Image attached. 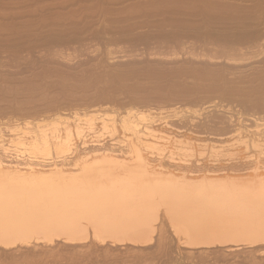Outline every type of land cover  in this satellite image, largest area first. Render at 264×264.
Wrapping results in <instances>:
<instances>
[{
  "label": "rangeland",
  "instance_id": "obj_1",
  "mask_svg": "<svg viewBox=\"0 0 264 264\" xmlns=\"http://www.w3.org/2000/svg\"><path fill=\"white\" fill-rule=\"evenodd\" d=\"M0 26V217L99 216L123 228L115 237L154 218L142 243L60 235L51 249H3L0 264H28L29 250L42 253L29 264L249 259L230 240L250 217L198 202L166 213L147 189L191 182L232 202L264 199V0H0ZM41 130L46 143L34 140Z\"/></svg>",
  "mask_w": 264,
  "mask_h": 264
},
{
  "label": "bare ground",
  "instance_id": "obj_2",
  "mask_svg": "<svg viewBox=\"0 0 264 264\" xmlns=\"http://www.w3.org/2000/svg\"><path fill=\"white\" fill-rule=\"evenodd\" d=\"M88 1V0H87ZM211 1V0H210ZM233 1V0H232ZM235 1V0H234ZM252 1V0H251ZM72 2V1H71ZM97 2V1H96ZM155 2V1H154ZM75 3V2H74ZM150 4V2H148ZM183 3V1H182ZM181 3V4H182ZM194 3V2H193ZM205 3V2H204ZM223 3V2H222ZM175 4V3H174ZM179 4V3H178ZM192 4V3H190ZM200 4V3H199ZM213 4V3H212ZM243 4V3H241ZM255 4V3H254ZM253 4V5H254ZM60 5V4H59ZM172 5V4H171ZM183 5V4H182ZM194 5V4H193ZM192 5V6H193ZM202 5V4H201ZM230 5V4H229ZM247 5V4H246ZM89 6V5H87ZM92 6V5H91ZM157 6V5H156ZM208 6V5H207ZM216 6V4H215ZM222 6V4H221ZM219 6V7H221ZM250 6V5H249ZM90 7V6H89ZM97 7V6H96ZM141 7V6H140ZM213 7V6H212ZM218 7V6H217ZM229 7V6H228ZM240 7V6H239ZM256 7V6H255ZM56 8V7H55ZM85 8V7H84ZM102 8V7H101ZM184 8V7H183ZM227 8V7H226ZM233 9V7H231ZM77 9V8H76ZM97 9V8H96ZM100 9V8H99ZM201 9V7H200ZM216 9V8H215ZM79 10V9H78ZM213 10V9H212ZM224 10V9H222ZM50 11V10H49ZM55 11V10H54ZM203 11V10H202ZM211 11V10H210ZM233 11V10H232ZM255 11V10H254ZM253 11V12H254ZM57 12V11H56ZM106 12V11H105ZM220 12V11H219ZM96 13V12H95ZM102 13V12H100ZM231 13V12H230ZM50 14V13H49ZM208 14V13H207ZM222 14V13H221ZM42 15V14H41ZM55 15V14H54ZM59 15V14H58ZM95 15V14H94ZM103 15V14H102ZM238 15V14H237ZM84 17V16H83ZM87 17V16H86ZM236 17V16H235ZM77 18V17H76ZM57 19V18H56ZM55 19V20H56ZM229 19V18H228ZM41 20V19H40ZM95 20V19H94ZM204 20V19H203ZM209 20V19H208ZM221 20V19H220ZM244 20V19H243ZM241 20V22L243 21ZM54 21V20H53ZM61 21V20H60ZM77 21V20H76ZM107 21V20H106ZM210 21V20H209ZM239 21V20H238ZM79 22V21H78ZM86 22V21H85ZM176 22V21H175ZM181 22V20H180ZM198 22V21H197ZM218 22V20H217ZM224 22V21H223ZM230 22V21H229ZM245 22V21H244ZM255 22V21H254ZM34 23V22H33ZM178 23V22H177ZM183 23V22H182ZM196 23V22H195ZM235 23V22H234ZM243 23V22H242ZM173 24V23H172ZM188 24V23H186ZM199 24V23H198ZM223 24V23H222ZM221 24V25H222ZM226 24V23H225ZM229 24V23H228ZM240 24V23H239ZM257 24V23H256ZM261 24V23H260ZM100 25V24H99ZM174 25V24H173ZM204 25V24H203ZM220 25V26H221ZM231 25V24H230ZM249 25V24H248ZM22 26V25H21ZM28 26V25H27ZM187 26V25H186ZM206 26V25H205ZM242 26V25H241ZM15 27V26H14ZM179 27V26H178ZM183 27V26H182ZM209 27V26H208ZM232 27V26H231ZM252 27V26H251ZM263 27V26H262ZM1 28V26H0ZM19 28V27H18ZM17 28V29H18ZM69 28V27H68ZM170 28V27H169ZM198 28V27H197ZM207 28V27H206ZM234 28V27H233ZM241 28V27H240ZM264 28V27H263ZM21 29V28H20ZM151 29V28H150ZM193 29V28H192ZM196 29V28H195ZM68 30V29H67ZM187 30V29H186ZM191 30V29H190ZM199 30V29H198ZM204 30V29H203ZM202 30V32H203ZM208 30V29H207ZM230 30V29H229ZM243 30V29H242ZM171 31V29H170ZM216 31V30H215ZM250 31V29L248 30ZM103 32V31H102ZM168 32V31H167ZM217 32V31H216ZM227 32V30H226ZM225 32V34H226ZM229 32V31H228ZM162 33V32H161ZM219 33V32H218ZM221 33V32H220ZM235 33V32H234ZM171 34V32H170ZM185 34H188V33H185ZM254 34V33H253ZM257 34V33H256ZM129 35V34H128ZM127 35V36H128ZM142 35V34H141ZM163 35V34H162ZM182 34H180L181 36ZM204 35V34H203ZM231 35V34H230ZM243 35V34H242ZM264 35V34H263ZM169 36H172V35H169ZM179 36V37H180ZM192 36V35H191ZM217 36V35H216ZM249 36L250 33H249ZM93 37V36H91ZM143 37V36H142ZM152 37V36H151ZM164 37V36H163ZM168 38V36H166ZM188 37V36H187ZM198 37V36H197ZM221 37V36H220ZM59 38V37H58ZM253 38V37H252ZM198 39V38H197ZM203 39V38H202ZM249 39V38H248ZM247 39V40H248ZM262 39V38H261ZM72 40V39H71ZM169 40V39H168ZM253 40V39H251ZM250 40V42H251ZM263 40V39H262ZM154 41V40H153ZM188 41V40H187ZM186 41V42H187ZM184 42V41H183ZM192 42V41H191ZM191 42L189 43V45L191 44ZM210 42V41H209ZM246 42V41H245ZM258 42V40H257ZM169 43H174V45L176 43H181V41L179 42V40H173ZM197 43V42H196ZM203 43V42H202ZM206 43V42H205ZM215 43V42H214ZM248 43V42H246ZM252 43V42H251ZM254 43V41H253ZM256 43V42H255ZM42 44V43H41ZM156 44V43H155ZM182 44V43H181ZM193 44V42H192ZM208 44V43H207ZM216 44H218L216 42ZM160 45V44H159ZM198 45V44H197ZM201 45V44H200ZM209 45V44H208ZM211 45V44H210ZM228 45V44H227ZM226 45V46H227ZM230 45V44H229ZM228 45V46H229ZM180 46V45H179ZM204 46V45H202ZM215 46V45H214ZM224 46V45H223ZM231 46V45H230ZM47 47V46H46ZM75 47V46H74ZM79 47V46H78ZM188 47V46H186ZM196 47V45H195ZM206 47V46H205ZM210 47V46H209ZM218 47V45H217ZM222 47V46H221ZM220 47V48H221ZM244 47V46H243ZM261 47V45H260ZM76 48V47H75ZM181 48V47H180ZM179 48V49H180ZM198 48V47H197ZM208 48V47H207ZM216 48V47H214ZM231 48V47H229ZM187 49V48H186ZM210 50V48H208ZM218 49V48H217ZM234 49V48H233ZM202 50V49H201ZM216 50V49H213V51ZM219 50V49H218ZM229 50V49H227ZM244 50H247V49H244ZM255 50V49H254ZM262 50V49H260ZM193 51H195L193 49ZM232 51V50H231ZM263 51V50H262ZM45 52V51H44ZM199 52V51H197ZM203 52V51H202ZM155 53V52H154ZM191 53V52H190ZM189 53V54H190ZM205 53V52H204ZM231 53V52H230ZM241 53V52H240ZM260 53V52H259ZM50 54V53H49ZM54 54V53H53ZM236 54V53H235ZM153 55V54H152ZM193 55V54H192ZM227 55V54H226ZM261 55V54H260ZM184 56V55H183ZM195 56V55H194ZM205 56V55H204ZM202 56V57H204ZM213 56V54H212ZM215 56V55H214ZM245 56V55H243ZM253 56V55H252ZM258 56V55H257ZM207 57L209 58V56L207 55ZM224 57V56H223ZM249 57V56H248ZM211 58V57H210ZM217 58V57H216ZM222 58V56H221ZM230 58V57H229ZM256 58V57H255ZM198 59V58H197ZM214 59V58H213ZM232 59V58H231ZM240 59V58H239ZM242 59V58H241ZM233 60V59H232ZM238 60V59H237ZM234 61V60H233ZM240 61V60H238ZM186 64V63H185ZM255 67V66H254ZM257 71V70H256ZM51 72V71H50ZM197 72V71H196ZM199 74V73H198ZM244 75V74H243ZM136 76V75H135ZM227 76V75H226ZM232 76V75H231ZM234 76V75H233ZM211 77V76H210ZM190 79V78H189ZM231 84V83H230ZM217 88V87H216ZM232 102V101H231ZM184 106V105H183ZM174 108V107H173ZM97 109V107H96ZM100 109V108H99ZM148 109V108H147ZM178 109V108H177ZM226 109V108H225ZM181 110V109H180ZM127 111V110H126ZM179 111V110H178ZM119 112V111H118ZM97 113V112H96ZM220 113V112H219ZM105 114V113H104ZM132 114V113H131ZM146 114V113H145ZM111 115V114H110ZM139 115V114H138ZM144 114L142 113V116ZM149 115V114H148ZM109 116V115H108ZM107 116V117H108ZM232 115L229 113L227 115V117L232 118L231 117ZM79 117V116H78ZM93 117V116H92ZM112 117V116H111ZM125 117V116H124ZM131 117V115H130ZM141 117V116H140ZM212 117V116H211ZM133 117H131L132 119ZM142 118V117H141ZM140 118V119H141ZM145 118V116H144ZM256 118V117H255ZM25 119V118H24ZM77 119V118H76ZM75 119V120H76ZM139 119V120H140ZM143 119V118H142ZM146 119V118H145ZM80 121V119H77ZM128 119L125 120V122L127 121ZM192 120V119H191ZM79 121H76V122H79ZM124 121V120H123ZM136 120L132 119L131 121H128V123H133L135 124ZM245 121V120H243ZM256 122V121H255ZM1 123V122H0ZM81 123V122H79ZM79 123H77L75 126L77 128H79ZM108 123V122H107ZM113 123V122H112ZM238 123H239V120H238ZM261 123V122H259ZM54 124V123H53ZM82 124V123H81ZM80 124V125H81ZM139 124V123H138ZM137 124V125H138ZM243 125V124H242ZM6 127V126H5ZM136 127V126H135ZM140 128V127H139ZM144 128V126H143ZM240 126L236 129V130H240L239 129ZM263 128V127H262ZM38 129V128H37ZM45 129V128H43ZM136 129V128H135ZM134 129V132H137L135 131ZM244 129V128H243ZM252 129V128H251ZM258 129V128H257ZM256 129V130H257ZM128 130V129H127ZM130 130V129H129ZM133 130V129H132ZM146 130V129H145ZM144 130V131H145ZM151 130V129H150ZM244 131V130H243ZM46 130H41L39 132V134H37V137L35 136V141H39L41 143H46L47 141V137L49 135V133H51V130L49 131V133H45ZM53 132V131H52ZM131 132V131H130ZM237 132H240V131H237ZM235 132V133H237ZM248 132V131H247ZM246 132V133H247ZM24 133V132H23ZM142 135L144 133H142V131L140 132ZM242 133V132H241ZM240 133V134H241ZM135 134V133H133ZM140 134V135H141ZM150 132L147 134L149 135ZM70 135V134H69ZM146 135V136H147ZM261 135V134H260ZM56 136V135H55ZM54 136V137H55ZM67 136V135H66ZM52 137H53V134H52ZM140 137V136H138ZM137 137V138H138ZM145 137V135L142 136V138ZM258 137V136H257ZM24 138V137H22ZM50 138V137H49ZM174 138V137H173ZM141 139V137H140ZM146 139V138H145ZM30 140H33V139H30ZM142 140V139H141ZM3 141V140H2ZM0 141V142H2ZM8 144L12 142V140H9L7 141ZM18 142V141H17ZM25 142V141H24ZM139 142V140H138ZM252 142V141H251ZM250 142V143H251ZM32 143V142H31ZM141 143L146 144V140H145V143L141 141ZM1 144V143H0ZM28 144V142H27ZM48 144V143H47ZM50 144V143H49ZM63 144V143H62ZM26 145V144H25ZM46 145V144H45ZM14 146V145H13ZM32 146V145H31ZM49 146V145H48ZM1 147H3L1 145ZM31 150V147H29ZM36 148V147H35ZM45 148V147H44ZM48 149V147H47ZM59 149V148H58ZM62 150V149H61ZM35 152V151H34ZM31 153V151H30ZM87 154V153H86ZM33 163V162H32ZM3 162L0 161V167H4V165H2ZM6 164V163H5ZM31 167V166H30ZM200 176H197V177H189L188 179L189 180H195V179H198L200 178ZM194 183H183L182 185L179 184V183H174L172 182L171 183H154L151 185V188L150 189H147V192H151L153 193V196L152 198H150L152 201H156L157 204H161L164 206V212L169 213V211H174V208L177 207L179 204H184V203H190V202H198L200 203L199 205H202V206H211V207H216V208H219V209H224V210H229V211H236V212H240L242 214H244V216H248L250 217V220H247V223L246 225L244 226V228L242 229V231L244 232H241L240 236L237 237V238H234V239H231L230 241L234 242V243H238L236 244L237 246H242V248H238V250L236 251H244L246 252L247 256L246 258H249L248 260H245V259H240L238 261H232L231 263L232 264H263V263H260L259 260H263L264 261V199H255V200H251V201H248V202H245L243 200L241 201H236V202H232L230 201L232 198H229L227 194H220V193H217L216 191H211L207 194H201L197 191H195V189H190L189 187L190 186H193ZM1 202V200H0ZM7 203H8V200H7ZM99 203V202H96V204ZM9 204L11 205L12 203L9 202ZM94 203V205H96ZM100 204V203H99ZM98 205V204H97ZM3 206H4V202L2 201L0 203V207H2L1 209H3ZM99 206V205H98ZM5 207V206H4ZM8 207V205H7ZM14 207V206H13ZM93 207V206H92ZM0 209V210H1ZM6 209V208H5ZM10 209V208H9ZM11 209H12V206H11ZM10 209V210H11ZM98 209V208H96ZM90 210V208H89ZM93 210V209H92ZM101 210V209H100ZM78 211V210H77ZM80 212H82L81 210H79ZM78 211V212H79ZM1 212V211H0ZM5 212V211H3ZM69 212V211H67ZM74 212V211H73ZM73 212H71L73 214ZM84 212V210H83ZM90 212H92L90 210ZM88 212V213H90ZM163 212V213H164ZM70 213V212H69ZM98 213V212H97ZM164 213V214H166ZM9 215V212L7 213L6 212V215ZM11 214V213H10ZM14 214H17V213H14ZM27 214V213H26ZM76 214V213H75ZM94 214V213H93ZM1 215L2 212H1ZM5 215V214H4ZM1 216L0 217V248H2L0 251H3L2 253H4V250L3 249H8L11 250V253H12V250L16 251V254L13 252L12 255H17L18 252L21 251V248H28V247H31V248H34V247H40V248H53V244H56V241L54 243V237H57V236H60V235H63V238L65 239L64 242H66V240H70V241H73L75 240L74 242L78 240H84L85 238L87 239V244H84L83 247H86L88 245V236L90 237V242L92 243L91 245H97V248H98V245H102L103 244H99L98 242H106L107 241V238L108 240H112L113 242H116V240H120L121 242H123L124 240H128L130 239L132 241V243L135 241V242H138V243H142V242H145L147 241L149 238H150V235L149 232L150 231H153L154 229V224L153 222H151V220L154 218H150V222L149 220H146L144 221V225L142 227H134L133 229H129L130 231H128V234L127 235H124V236H120V237H115L113 234L117 233L118 231H120V229H123L121 228V226L119 227L118 226V223L117 224H112L110 223L112 220H105L103 221L101 217H91V216H85V217H82L83 214H81L80 218H76L74 217L73 215V219H69V220H65V222H62L56 218L54 219H48V218H45L43 219L42 217H21V216H18V217H10L11 215L9 216ZM67 215V213L65 214ZM69 215V214H68ZM80 215V213H79ZM89 215V214H88ZM16 216V215H15ZM78 216V215H77ZM84 216V215H83ZM102 216V215H101ZM67 217V216H66ZM71 217V216H70ZM84 221L81 222L82 218ZM69 218V217H67ZM66 218V219H67ZM157 219V217H156ZM152 220V221H153ZM86 222L85 226H83V224ZM172 224V223H171ZM113 225H117V227L113 226ZM89 226V228L91 229V231H86L87 227ZM83 229V232L81 233V229ZM89 229V230H90ZM125 230V229H124ZM115 231V232H114ZM61 237V236H60ZM62 238V237H61ZM85 239V240H86ZM84 240V241H85ZM109 240V241H110ZM62 241V242H63ZM107 241V242H109ZM130 241V242H131ZM53 242V243H52ZM69 242V241H68ZM81 242V241H80ZM79 242V243H80ZM95 242V244H93ZM96 242L98 244H96ZM217 243H225L226 241H215ZM61 242H59L60 244ZM72 243V242H70ZM86 243V242H85ZM201 244L203 243H214V242H204V241H201L200 242ZM76 244V243H75ZM90 244V243H89ZM105 244V243H104ZM58 245V244H57ZM78 245V244H77ZM86 245V246H85ZM90 247V245L88 246ZM96 248V246H95ZM106 248V247H105ZM25 249V248H24ZM99 249H100V246H99ZM102 250L104 249L101 248ZM100 249V251H101ZM107 249V248H106ZM20 250V251H19ZM23 250V249H22ZM85 250V249H84ZM84 250L82 252H84ZM94 250V248H93ZM96 251H98V253L100 252L99 250L95 249ZM8 251L5 253L8 254ZM18 251V252H17ZM51 251V250H49ZM49 251L45 252V253H48ZM108 251V250H107ZM106 251V252H107ZM235 250H231L230 253L233 254ZM23 252H25L23 250ZM31 252V254H29ZM104 252V250L102 251ZM100 252L101 255H103L102 257H105L106 255L104 253ZM29 253H26L24 254V257H27V261H28V264H29V261L32 260L33 262V259H38L40 257V255L42 253H40L38 256H36V254L34 252H32L31 250H29ZM44 253V254H45ZM255 253H258L259 254V258L260 259H257L256 257V254ZM23 254V253H21ZM20 254V256H21ZM85 254V252H84ZM87 254V253H86ZM92 254V253H91ZM95 254V252H94ZM98 254V256L101 257V255ZM88 255V254H87ZM97 255V253L95 254ZM10 256V255H9ZM8 256V258H9ZM18 256V255H17ZM19 256V257H20ZM23 256V255H22ZM1 257V256H0ZM3 257V256H2ZM1 257V258H2ZM6 257V256H5ZM28 257H31V260H28L30 258ZM13 258V257H12ZM14 259H15V256H14ZM19 259V258H18ZM25 259V258H24ZM24 259H23V262L24 263ZM40 259H38V261L40 262ZM7 260V259H6ZM10 260V259H8ZM7 260V261H8ZM5 261V258L2 262ZM12 261V259L10 260ZM15 262L13 263H16V259L13 260ZM22 261V260H21ZM26 261V260H25ZM37 261V260H34V262ZM36 262L39 263V262ZM1 262V260H0ZM18 262V260H17ZM104 262V261H103ZM228 262V260H227ZM31 263V262H30ZM42 263V262H41ZM46 263V262H44ZM6 264V263H5ZM11 264V263H10ZM18 264V263H17ZM21 264V263H20ZM27 264V263H26ZM40 264V263H39ZM43 264V263H42Z\"/></svg>",
  "mask_w": 264,
  "mask_h": 264
}]
</instances>
